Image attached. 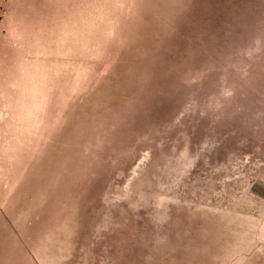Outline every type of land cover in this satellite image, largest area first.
<instances>
[{"label":"rangeland","instance_id":"374dc122","mask_svg":"<svg viewBox=\"0 0 264 264\" xmlns=\"http://www.w3.org/2000/svg\"><path fill=\"white\" fill-rule=\"evenodd\" d=\"M0 264H264V0H0Z\"/></svg>","mask_w":264,"mask_h":264}]
</instances>
